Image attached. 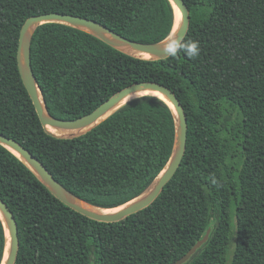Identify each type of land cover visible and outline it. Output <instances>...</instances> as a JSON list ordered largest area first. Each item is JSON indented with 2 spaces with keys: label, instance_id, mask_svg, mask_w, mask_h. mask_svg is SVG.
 Instances as JSON below:
<instances>
[{
  "label": "trees",
  "instance_id": "obj_1",
  "mask_svg": "<svg viewBox=\"0 0 264 264\" xmlns=\"http://www.w3.org/2000/svg\"><path fill=\"white\" fill-rule=\"evenodd\" d=\"M184 1L190 25L182 42H199L195 58L180 52L143 60L66 24L35 29L31 64L53 116L78 118L132 83L156 81L180 100L187 140L180 166L155 201L117 222L70 208L0 144V198L18 226L15 264H171L208 229V240L183 264H264V0ZM45 12L86 17L129 40L156 44L173 30V4L0 0V132L79 198L121 206L168 162L173 110L160 97L141 95L84 134L48 135L17 64L23 23ZM4 249L0 217V264Z\"/></svg>",
  "mask_w": 264,
  "mask_h": 264
},
{
  "label": "water",
  "instance_id": "obj_2",
  "mask_svg": "<svg viewBox=\"0 0 264 264\" xmlns=\"http://www.w3.org/2000/svg\"><path fill=\"white\" fill-rule=\"evenodd\" d=\"M171 2L173 4L174 12H175V21H174L173 30L175 28V23H176V11H175L176 7L179 9L181 14V23L170 44L175 43L177 41L182 42L187 34L190 25V11L185 1L171 0ZM46 22H57L72 26L74 28L87 32L101 39L108 45L112 46L113 48L129 56L143 60H159V59L167 58L170 55L165 54V51L169 44L160 49L148 50L143 48L142 46L143 45L151 46L159 43L145 44V43L132 41L113 32L109 28L103 26L102 24L94 20L74 14L60 13V12H45L41 14L32 15L25 20L19 32L18 48H17L18 69L23 84L32 100L36 113L39 117L41 125L48 135H51L56 138H72L84 134L87 131L91 130L96 125H98L99 123H101L111 114H113L125 103H127L133 98L138 97L135 96L132 98L130 96L142 90H153L158 93H161L175 107L177 117L171 105L164 97L156 94H143V95H154L162 98L164 101H166L169 104V106L173 110L175 116V123H176V134H175L174 145L172 148L170 158L166 163L165 167L160 172V174L142 193H140L135 198H133L132 200L128 201L123 205H126L129 202L143 195L142 198H140L138 201L134 202L133 204H130L129 206H126L125 208L113 213H103L94 210L93 208H101V209H111V208H103L92 205L84 201L83 199L79 198L78 196H76L73 192L67 189L62 183H60L51 174V172L47 169V167L36 156H34L27 148H25L17 140L8 137L0 132V144H2L3 146L11 150L14 154H16L28 166V168L33 172V174L47 187V189L61 202H63L70 208L74 209L75 211L97 221H103V222L120 221L126 218L127 216L134 214L146 208L150 204H152L161 193L163 187L173 177L178 167L180 166L182 158L184 156V152L186 148V140H187V118L184 108L180 100L174 93V91H172L168 86L156 81H138L118 90L110 97H108L104 102H102L99 106H97L94 110L83 116L74 119H67V120L53 116L47 110L41 89L38 85L31 64L32 35L35 29L39 25ZM96 26H100L104 31L97 29ZM54 128L64 129V130L80 129L83 131L77 134L68 135V134H61L54 132L52 130ZM78 202H81L84 205L79 204ZM0 212L6 219L8 225V234H7L5 223L0 214L5 229V249L1 264H15L19 249L18 226L12 211L1 198H0ZM209 234H210V229L207 230L204 236L200 240H198L194 244V246H192L188 250L186 254H184L181 258L177 259L171 264L185 263L196 252V250L208 240Z\"/></svg>",
  "mask_w": 264,
  "mask_h": 264
},
{
  "label": "bare ground",
  "instance_id": "obj_3",
  "mask_svg": "<svg viewBox=\"0 0 264 264\" xmlns=\"http://www.w3.org/2000/svg\"><path fill=\"white\" fill-rule=\"evenodd\" d=\"M175 11H176V23H175V28L172 32V34L166 38L164 41L160 42L159 44H156V45H151V46H146V45H143L142 47L145 48V49H150V50H156V49H160L162 47H165L167 46L168 44H170V42L173 40L176 32H177V29L181 23V14H180V11L179 9L176 7L175 8ZM97 29L101 30V31H104L100 26H96ZM39 93V91H38ZM143 94H156V95H159V96H162L164 97L168 102L169 104L171 105L172 109L174 110V113L177 117V114H176V110H175V107L173 106V104L164 96L162 95L161 93H158L156 91H153V90H142V91H139L135 94H133L132 96L130 97H135V96H139V95H143ZM40 95V94H39ZM40 99H41V96H40ZM131 99V98H130ZM178 122V120H177ZM54 132H57V133H61V134H68V135H71V134H77V133H80L82 132L83 130H80V129H73V130H64V129H52ZM163 174V173H162ZM143 196V195H142ZM142 196L136 198L135 200L129 202L128 204L126 205H123V206H120V207H116V208H111V209H101V208H93L94 210H96L97 212H103V213H113V212H117L123 208H125L126 206H129L130 204H133L134 202L138 201L140 198H142ZM79 204H82L84 205L83 203L81 202H78ZM2 218H3V221L5 223V226H6V229H7V234H8V225H7V222H6V219L4 218V216L2 215V213L0 212Z\"/></svg>",
  "mask_w": 264,
  "mask_h": 264
},
{
  "label": "clouds",
  "instance_id": "obj_4",
  "mask_svg": "<svg viewBox=\"0 0 264 264\" xmlns=\"http://www.w3.org/2000/svg\"><path fill=\"white\" fill-rule=\"evenodd\" d=\"M199 42L195 40H187L184 42H175L172 44H169L167 46V49L165 51V54L176 56L178 53L183 52L185 55H187L190 58H195L199 55ZM212 183L216 184L217 181L215 178L212 179Z\"/></svg>",
  "mask_w": 264,
  "mask_h": 264
}]
</instances>
